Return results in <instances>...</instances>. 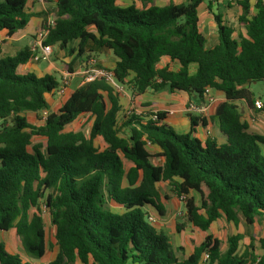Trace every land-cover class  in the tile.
<instances>
[{"label": "trees", "instance_id": "obj_1", "mask_svg": "<svg viewBox=\"0 0 264 264\" xmlns=\"http://www.w3.org/2000/svg\"><path fill=\"white\" fill-rule=\"evenodd\" d=\"M31 1L0 0V30L11 36L40 20L42 28L54 12L44 44L68 49L74 60L112 52L116 82L128 83L137 95L178 90L205 102L207 88L220 92L225 101L213 117L222 139L196 135L208 123L200 115H190L186 133L167 124L161 111L131 110L120 120L121 94L104 77L75 89L43 124L33 125L26 113L47 109V95L60 81L51 73L19 70L33 60L29 47L0 56V264H33L31 259L46 255L43 207L57 245L48 264H202L205 252L207 264H264V236L257 239L261 252L255 238L240 252L241 232L228 237L224 251L222 240L208 234L180 259L169 237L149 220L153 212L166 214L161 183L178 197L200 194L199 203L187 198L186 209L188 220L202 230L223 217L238 226L239 213L250 223L264 218V134L243 120L236 105L245 101L264 113V93L257 108L250 89L264 82V0H236L245 34L214 13L219 42L212 48L200 29L206 0H132L127 6L118 0H44L48 7L40 12L30 9ZM164 58L179 68L161 65ZM65 69L72 72L71 65ZM85 113L93 119L88 133L68 129ZM34 136L47 139L45 150L33 144ZM148 144L161 152L151 154ZM11 229L26 257L3 241L1 232Z\"/></svg>", "mask_w": 264, "mask_h": 264}, {"label": "rangeland", "instance_id": "obj_2", "mask_svg": "<svg viewBox=\"0 0 264 264\" xmlns=\"http://www.w3.org/2000/svg\"><path fill=\"white\" fill-rule=\"evenodd\" d=\"M174 1H182V0H174ZM208 1V0H206ZM40 6L42 9H45L46 4L43 0H39ZM170 2V0H154V3H157L159 5H166ZM235 3L234 1H228L227 3L230 6L232 3ZM132 3V0H118L119 5L127 6ZM237 3V2H236ZM138 6L141 7V1L137 2ZM48 7V5H47ZM49 7H51V10L53 12V9L55 7L54 4H49ZM54 12L51 14L53 15ZM221 14V13H220ZM224 15V14H222ZM224 17V16H223ZM30 27L32 25H29ZM34 26V25H33ZM32 26V27H33ZM29 27V28H30ZM28 28V27H27ZM25 28V29H27ZM32 29V28H30ZM37 27L34 28V31L36 33ZM33 33L29 32L26 33V35L21 38V49H24L26 47H29L32 50V43L34 38H32ZM35 37V34H34ZM6 38H2L0 41V45L3 46L5 44ZM29 41H32L31 43ZM75 45V43H74ZM61 49L58 45L53 46V52L50 56L49 61H38L34 62L33 64H38V68L44 69L48 65L51 66V73L55 75L58 80L62 81V72L65 70V66L71 65V73L72 76L70 78V84L68 87V92L65 96L60 95L57 91H54V93L48 95L49 100V106L47 109L41 110L38 113L36 112H27L26 116L28 117L30 123L33 125H40L44 123V120L46 116L51 111H57L62 104L65 102V100L68 98L71 92H73L75 89L83 86L85 84L84 82V70L85 67L83 66L84 60H89L90 58L94 57L100 60L101 56L97 54H91L90 56H86L82 58L80 61L78 60H72V55L69 53L68 49H64L65 53L64 56H68V62L63 61V57L61 56ZM101 61V60H100ZM99 61V66H102V61ZM57 68H54L51 64ZM109 67V66H108ZM107 70H113L112 68L104 67ZM39 69V70H40ZM38 70V71H39ZM131 79V78H130ZM111 84L115 87V89L121 94V101L123 104V110L120 112V120H122L123 115L128 114L129 111L135 110L138 108L137 102L134 99L135 93L132 91L130 86L128 84H124V86H121V84H118L115 79L110 81ZM250 89L255 94V99L260 97L264 93V82L258 81L254 82L250 85ZM168 90V89H165ZM213 97L216 98V96L213 95ZM236 105L238 106L243 119L247 121L249 124H251L254 129H256L258 132L264 134V113L263 112H256L254 109L250 108L248 104L245 101H237ZM93 119L88 114H82L80 117L73 122L71 125H69L68 129L70 130H83L85 132H89L91 125H92ZM33 144L41 143L43 145V149H46L47 146V139L40 136H34L32 138ZM98 146H101L102 148L105 147V143L102 140L98 141ZM147 148L151 150V145L148 144ZM156 163L160 162V158L157 157L156 159H153ZM160 191L163 195V202L166 207V214L165 216L161 217L160 223H157V219L155 217L154 226L165 232V234L169 237L170 243L173 246L177 256L182 259L186 255L188 256L192 251L193 247L203 241L206 235L212 234L215 237H218L222 240V249L223 251L227 249L228 247V237L234 233L241 232L243 234V239L240 242V252H243L245 250L246 246L250 245L251 238H255L256 241L253 242V245L257 252H261L260 245L258 242V238L260 236H264V218L256 217L255 221L250 223L246 220V218L239 213V224L236 226L233 222H229L225 217L220 218L219 220L213 222L211 227L208 230H202L196 226H194L187 217V209H186V200L188 197H193V199L199 203L200 200V194L192 191L189 196H182L178 197L173 191L172 188L167 183H161L159 185ZM43 213L45 217V224H46V240L47 244L50 245V249L42 259H31L33 264H46L47 262L51 261L57 252V245H56V239L54 237V227L51 224L50 217L48 214V211L43 207ZM179 229V230H178ZM1 237L3 241L6 243V246L15 252L20 253L22 256L26 257V254L23 250L22 244L20 242L19 237L16 234L15 229H11L8 232H1ZM206 253V252H205ZM203 264H207L208 262H202Z\"/></svg>", "mask_w": 264, "mask_h": 264}, {"label": "crops", "instance_id": "obj_3", "mask_svg": "<svg viewBox=\"0 0 264 264\" xmlns=\"http://www.w3.org/2000/svg\"><path fill=\"white\" fill-rule=\"evenodd\" d=\"M38 1L39 0H32L30 2V5H29L30 9L34 12H40L43 10L39 4L40 2ZM184 1L186 0H182L181 2H184ZM175 2L180 3V1H175ZM209 2H211V6H212L211 10L208 8ZM227 2L228 0H208L202 5L200 9V14H199L200 15V29L203 32V34L206 36L207 45L210 48L214 47L219 42L218 33H217V24L214 20V13L224 14L223 16H224L225 21L227 22V24H231L232 26L236 28L237 34L240 32L245 34V28L238 21V17L241 13L240 6L236 2L235 3L233 2L230 6H228L229 4ZM255 2L256 0H251L252 4H254ZM46 7H47V4H46ZM253 12H254V9H253ZM30 25L32 26L34 25V26L33 27L27 26L28 27V28L26 27L27 29L20 30L11 36L7 34L6 30H0V41L4 37L7 40L5 41V44L3 46L0 45V56H7V55L13 56V55H16L18 52H20L22 50L20 47L22 43L21 38H23L26 35V33H29V32L33 33V35L31 36L32 38H34V34H36L37 31L41 28L40 27L41 20L38 21L37 23H31ZM29 27L32 29H30ZM35 27H37L38 29L36 30V33L34 31ZM29 42L31 43L32 41H29ZM76 44L77 42H75V45ZM64 53L65 51L63 49L61 51V56L63 57V61L68 62L69 57L64 56ZM71 55H72V60H74L75 54H71ZM98 55L101 56L100 60L102 61V65L104 67H107V68L110 67L112 69H115L117 58L114 56L112 52H105V53H101ZM81 59H78V61H80ZM33 63L34 61H30L27 64L22 65L19 70L21 72L32 71L38 74L39 76H42L46 73H51V70H50L51 66L48 65L44 69H40L38 68V64H33ZM82 63L86 69L87 60H84ZM167 63H169L173 69L179 68V63L177 61L171 62L169 58H164L162 60L161 65H164ZM51 65L54 66L53 63ZM54 68L56 67L54 66ZM191 71L192 72L195 71V65L191 66ZM130 78H132V75H130L126 81L128 82ZM121 86H124V84H121ZM128 86L130 85L128 84ZM130 88L132 89L131 86ZM48 95H47V100H48ZM211 95L216 96V98L214 97V101L212 103H208L207 94L205 95V102H204L201 99L191 96L184 91L162 90L159 92H155L152 90H147L140 95H137V94L134 95V99L136 100L135 102H137L138 104V108H136L135 111H137L138 113L144 112L148 114L152 112L156 113L158 111L166 112L167 115H166L165 122L171 125L179 133H186L190 130V127H191L190 115L191 114L198 115V116L200 115L202 117H205L208 123H207V126H202V125L199 126L197 128L196 135L200 137L201 139H206V137L210 135V136L216 137L218 140H221L222 137H221L220 130H219V123H218V120L214 118L213 116L219 104L225 101V96L222 93L214 91V90H211ZM120 102L122 104L121 100ZM190 103H196L199 106L204 107V110L200 112L189 111L187 108ZM48 104H49V100H48ZM122 110H123V104H122ZM249 125L253 127L251 124ZM150 145H151V150L149 149L148 150L151 154L155 155L161 152V148L158 145H154V144H150ZM156 158L157 157L153 159H156ZM152 215L156 217L157 223L158 222L160 223L161 219H163L161 218L163 216H158L155 212H153ZM12 252H15V251H12ZM46 264H48V262ZM78 264H81V263L78 262ZM129 264H140V263L130 262Z\"/></svg>", "mask_w": 264, "mask_h": 264}, {"label": "built area", "instance_id": "obj_4", "mask_svg": "<svg viewBox=\"0 0 264 264\" xmlns=\"http://www.w3.org/2000/svg\"><path fill=\"white\" fill-rule=\"evenodd\" d=\"M234 1V0H228ZM55 24V17L54 15H50L45 23V25L40 28L37 33L35 34L33 43H32V51L35 53L33 60L34 62L38 61H49L50 56L53 52V46L50 44H44V39L49 33L50 27ZM84 82H90L98 77H104L108 82L115 79L114 69L107 70L106 68L99 66V60L97 58H90L87 61L86 69L84 70ZM62 81L60 82L58 88L55 90L60 95L65 96L68 92V87L70 84V78L72 73L69 70H64L62 72ZM111 83V82H110ZM206 94L208 96V103H212L214 101V97L211 95V89H206ZM255 105L257 108H261L263 106V101L260 97L256 98ZM189 111H203L204 107L197 105L196 103H190L188 108ZM156 117V116H154ZM149 220L154 224L155 217L150 215ZM209 261V253L206 252L203 255L202 262ZM203 264V263H202Z\"/></svg>", "mask_w": 264, "mask_h": 264}]
</instances>
